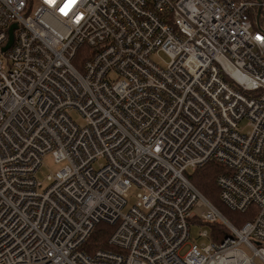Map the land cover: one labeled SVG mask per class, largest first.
Instances as JSON below:
<instances>
[{"label": "built area", "instance_id": "obj_1", "mask_svg": "<svg viewBox=\"0 0 264 264\" xmlns=\"http://www.w3.org/2000/svg\"><path fill=\"white\" fill-rule=\"evenodd\" d=\"M262 13L264 0H0V264L264 261ZM48 154L63 167L41 191ZM211 163L242 226L187 178ZM195 208L230 235L181 256ZM100 223L116 250L82 251Z\"/></svg>", "mask_w": 264, "mask_h": 264}, {"label": "trees", "instance_id": "obj_2", "mask_svg": "<svg viewBox=\"0 0 264 264\" xmlns=\"http://www.w3.org/2000/svg\"><path fill=\"white\" fill-rule=\"evenodd\" d=\"M242 1V0H235ZM243 1H254V0H243ZM256 11L252 15L254 19L256 17ZM262 18H264V13H262ZM92 50L90 48L83 47L79 51L76 59L74 61L75 66L82 70V65L84 61L91 57ZM223 167L211 163L192 173H187V178L189 181L213 204L215 205L234 225L242 226L243 221H246V216L230 211L220 200L219 187L217 184L218 176L223 172ZM201 223L200 218H194L192 223ZM211 227V233H209V238L217 243H221L223 239L230 235L228 229L223 225L217 224H203ZM116 226L109 225L106 223H100L94 229L90 239L82 246V251L92 254L97 250H111L115 251L116 248L110 243V237L113 234Z\"/></svg>", "mask_w": 264, "mask_h": 264}, {"label": "rangeland", "instance_id": "obj_3", "mask_svg": "<svg viewBox=\"0 0 264 264\" xmlns=\"http://www.w3.org/2000/svg\"><path fill=\"white\" fill-rule=\"evenodd\" d=\"M36 6L37 5L34 4L33 10H35ZM261 26L264 28V18H262V20H261ZM155 60L161 66H166V64L169 62V59L164 54H161L159 57L156 56ZM69 115L71 116V118H73V120L75 122H77V123L82 122V118L74 110L70 111ZM240 127L244 132L249 131V128L247 126L246 121L242 122ZM98 164L99 163L95 164V166L97 167ZM62 167H63L62 164H56L55 163L54 158L52 157L51 154H48L43 158L42 166L36 175L37 180L43 184L41 191H43L44 189H46L49 186V181L47 180L48 176L54 174L55 172L60 170ZM189 173H192V171H189ZM136 196H137V189L134 187L130 191L129 197L127 199L128 200V206H127L128 208H130L131 206H133L136 203V201H137ZM204 211H205L204 208L193 209V212L197 215V219L201 218ZM202 230H208V232L211 233V227L206 226V225H202L201 223H198V222L192 223L191 232H190V240L180 251L181 256H185L187 254L191 244L202 243V242L209 243L210 242L211 239L199 237V234H200V232H202ZM241 249L244 250L248 256H252L251 251L245 245H241ZM254 262H255V264H264V261H262L259 258H254Z\"/></svg>", "mask_w": 264, "mask_h": 264}, {"label": "water", "instance_id": "obj_4", "mask_svg": "<svg viewBox=\"0 0 264 264\" xmlns=\"http://www.w3.org/2000/svg\"><path fill=\"white\" fill-rule=\"evenodd\" d=\"M261 15V9L258 10L257 18L259 19V16ZM18 28L17 24H13L9 30V40L6 46L2 49L3 52H7L12 45L14 44L15 41V35L14 31Z\"/></svg>", "mask_w": 264, "mask_h": 264}, {"label": "snow or ice", "instance_id": "obj_5", "mask_svg": "<svg viewBox=\"0 0 264 264\" xmlns=\"http://www.w3.org/2000/svg\"><path fill=\"white\" fill-rule=\"evenodd\" d=\"M62 11H63V9H62Z\"/></svg>", "mask_w": 264, "mask_h": 264}]
</instances>
